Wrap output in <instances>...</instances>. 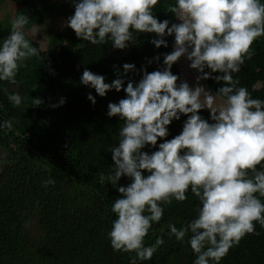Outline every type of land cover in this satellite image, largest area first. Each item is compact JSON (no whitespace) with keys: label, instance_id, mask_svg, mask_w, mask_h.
Segmentation results:
<instances>
[{"label":"trees","instance_id":"trees-1","mask_svg":"<svg viewBox=\"0 0 264 264\" xmlns=\"http://www.w3.org/2000/svg\"><path fill=\"white\" fill-rule=\"evenodd\" d=\"M12 1L68 58L0 23V264H264V141L177 83L178 0ZM189 45L264 117V0H199Z\"/></svg>","mask_w":264,"mask_h":264},{"label":"water","instance_id":"water-1","mask_svg":"<svg viewBox=\"0 0 264 264\" xmlns=\"http://www.w3.org/2000/svg\"><path fill=\"white\" fill-rule=\"evenodd\" d=\"M199 0H178L171 36L173 63L177 83L213 117L264 141V117L233 104L212 92L195 74L190 60L189 38L194 12Z\"/></svg>","mask_w":264,"mask_h":264},{"label":"rangeland","instance_id":"rangeland-1","mask_svg":"<svg viewBox=\"0 0 264 264\" xmlns=\"http://www.w3.org/2000/svg\"><path fill=\"white\" fill-rule=\"evenodd\" d=\"M26 2L28 0H25ZM30 1V0H29ZM34 1L35 4L37 5H43L44 2L48 0H31ZM53 1V0H49ZM12 0H0V23L4 21V18L6 20V15L8 16V20L12 22V25L15 26L17 31H22L25 37L29 41L34 40L33 45L36 47V49L44 54V60L48 63H51V65H54L55 63H59L64 61L65 59L68 58V56H65L61 52H56L54 55H50L49 53L45 52V47L47 44V32L48 30L46 29V32L43 33V31H39L41 28V25H45V23L49 20V17L45 16L43 17L42 14L40 13V9L38 11H34L31 9H26L28 5L26 6H21L19 5V8L16 10V7L12 5ZM33 6V5H31ZM13 12V13H12ZM42 13L43 10H42ZM11 24V22H9ZM50 21L52 22V28L54 29H59L63 25V21L61 17H50ZM11 25V26H12ZM44 30V28L42 29ZM61 31V30H60ZM40 53V54H41ZM0 150V154H1ZM30 226L27 227V230L31 233L34 234L38 232V229L35 224V219L34 217H31L29 220Z\"/></svg>","mask_w":264,"mask_h":264}]
</instances>
